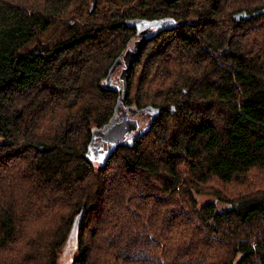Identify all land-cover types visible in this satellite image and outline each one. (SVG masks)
I'll use <instances>...</instances> for the list:
<instances>
[{"label":"trees","instance_id":"obj_1","mask_svg":"<svg viewBox=\"0 0 264 264\" xmlns=\"http://www.w3.org/2000/svg\"><path fill=\"white\" fill-rule=\"evenodd\" d=\"M145 19L175 24L108 86ZM118 104L150 120L93 162ZM72 230L70 264H264V0H0V264Z\"/></svg>","mask_w":264,"mask_h":264},{"label":"rangeland","instance_id":"obj_2","mask_svg":"<svg viewBox=\"0 0 264 264\" xmlns=\"http://www.w3.org/2000/svg\"><path fill=\"white\" fill-rule=\"evenodd\" d=\"M91 8L90 11H92V9L94 8V2L90 1L88 3V6H86V8ZM89 8V9H90ZM63 20L59 19L56 21V25H54L52 28H50L48 30V32L43 36V40L46 41L43 46H51L55 41L59 40V38L61 37V33L63 30L62 27V22ZM133 40V39H132ZM132 40L130 41V43L132 42ZM149 48L153 47L152 43L148 44ZM152 50V49H150ZM123 65H116L114 67V69L111 71V73L107 76V78L105 79V84H107L108 86H112L118 90H123V80L119 79V74L121 71ZM125 109L127 111V113L132 117L135 118L137 120V124H138V129L134 132H132V134L130 135L129 138H131L132 136H134L135 134L139 133L140 131H142L148 122V117H149V111L146 110H133L132 112L130 111V109L128 107H124L121 106L120 104L117 105V110L115 112L114 118L112 119V122L118 121L120 120V114H121V109ZM93 129V135H92V140L90 142V146H89V154L90 156L89 159H91L93 162L94 160L96 162L99 161H103L104 158L106 157V155L108 154V152L111 150V148L113 147V144L107 142V141H103L101 139H99L98 135H97V131L96 129H94V126L92 127ZM100 148V150H99ZM99 150V151H98ZM98 151V153H97ZM92 153L97 155V158H92ZM95 162V163H96ZM257 173H253L250 177V187L252 185H254V183H256L257 181ZM194 197L197 201V203L203 204L206 202H213L215 204V207L217 210H222L225 209L227 207V205L223 202V201H219L218 199H216L213 195L204 192V193H196L194 194ZM75 253V248H74V233L73 230L72 232L69 234L66 242L62 245V247L59 249L58 254H57V264H70L72 261V258L74 256Z\"/></svg>","mask_w":264,"mask_h":264},{"label":"water","instance_id":"obj_3","mask_svg":"<svg viewBox=\"0 0 264 264\" xmlns=\"http://www.w3.org/2000/svg\"><path fill=\"white\" fill-rule=\"evenodd\" d=\"M244 14L245 12H242V14L240 13V15H234L233 18L236 20L239 19L240 16H243L244 18H248V16ZM255 14L256 12L253 13V15ZM140 42H141L140 40L136 41V43L134 44V47L138 48ZM132 53L133 51L131 49H126L124 52H122L121 54L122 60L120 61L119 58L116 60V62L110 69L109 74L111 73V71L114 69L116 65H123L121 68L120 74H119V79L124 80L126 67L130 61ZM120 95H121V91H120ZM120 100L123 101L121 97H120ZM143 110H146V109H143ZM137 128H138L137 120L135 118L126 116L124 112L122 113L120 120L115 121V122H112L111 120L109 124H107L105 127L97 129V131L95 132H97L98 137H100V139H102L103 141H107L113 145H117V144H121L122 142H124L126 137L130 133L136 131Z\"/></svg>","mask_w":264,"mask_h":264},{"label":"flooded vegetation","instance_id":"obj_4","mask_svg":"<svg viewBox=\"0 0 264 264\" xmlns=\"http://www.w3.org/2000/svg\"><path fill=\"white\" fill-rule=\"evenodd\" d=\"M175 23L172 21V20H155V19H145L143 20L142 22V27H141V34H137L134 36L133 40L131 43H129L126 48V49H131L133 51L132 55H131V58L130 60L132 59V57L134 56V54L136 53L137 49L139 48H135L134 47V44L136 43V41L140 40L142 43L143 41H145L144 43L148 42L150 38H152L158 31H160L161 29H163V26L165 25H168V26H171V25H174ZM140 46V44H139ZM123 50V51H124ZM122 54V53H121ZM120 61L122 60V57L120 55L119 57ZM119 61V60H118ZM120 66V65H119ZM121 114H120V118L122 116V113L125 112V115L128 116V117H131L127 111L123 108L121 110ZM150 117H148V122H149V119ZM147 122V123H148ZM138 129V128H137Z\"/></svg>","mask_w":264,"mask_h":264}]
</instances>
